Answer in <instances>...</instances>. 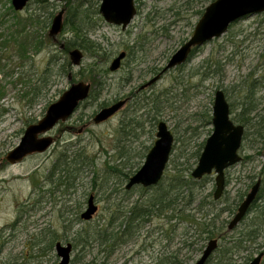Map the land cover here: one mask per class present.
<instances>
[{"label":"rangeland","instance_id":"obj_1","mask_svg":"<svg viewBox=\"0 0 264 264\" xmlns=\"http://www.w3.org/2000/svg\"><path fill=\"white\" fill-rule=\"evenodd\" d=\"M51 1L55 3L53 17L63 9L65 16L73 17L66 0ZM86 1L92 9L101 4L100 0ZM213 1L135 0L138 13L126 29L106 22L101 13V19L94 15L96 24L89 36L99 46L100 61L93 52L86 53L77 46L84 58L74 66L69 56L74 48L66 49L67 40L73 36L71 30L64 28L57 40L50 37L52 17L47 28L38 20L21 35L12 37L13 28L17 29L12 24L18 18L11 9V0H0V264H58L57 241L73 244L71 264H156L162 255L181 248V259L192 256L187 264L201 257L210 239L202 240L194 225L177 217L169 220L152 216L126 242L102 244L91 238L85 247L76 243L105 227L110 232L118 231L124 213L143 203L152 192L142 186L127 190L120 173L111 172V166L119 162L113 147L121 141L118 131L122 124H126L128 133L121 143L132 149L143 143L151 150L158 138V122L167 123L177 147L170 156L167 173L173 172L176 165L184 168L189 155L212 133L218 88L226 93L235 123V116L249 101L256 106L253 116L264 112V13L235 21L225 34L199 47L183 66L166 71L152 86L141 90L142 84L157 75L155 72L159 73L193 35L196 23ZM34 7L31 3L17 12L25 18ZM35 36V43L43 40L41 48L29 45ZM20 43L27 46L23 48ZM122 51L127 53L122 65L111 70V62ZM78 81L91 83L89 97L68 121L50 131L55 143L44 153L9 164L6 154L18 145L26 128L43 118L48 107ZM121 99H127L121 111L108 121L95 123L93 117L102 107ZM133 118L140 123L131 126ZM131 130L134 132L129 134ZM250 132L251 136L242 141L241 161L225 172L226 189L220 202L206 205L200 214L193 209L199 200L190 206L199 218L211 209L218 212L239 202V194L246 198L253 185L262 180L261 196L244 220L225 238H218L224 246L242 232L256 229L255 241H245V247L236 251L238 264H248L264 251V140H256L252 129ZM64 150L82 153L88 162L74 173L75 186L69 191L48 178ZM208 177L200 197L215 192L216 173ZM52 185L56 191L48 193ZM92 195L98 210L93 219H82L80 215L88 208ZM236 212L222 215L227 229ZM52 237L53 250H47ZM40 240L44 242L37 246ZM216 255L210 264H216ZM262 261L264 264V257Z\"/></svg>","mask_w":264,"mask_h":264},{"label":"water","instance_id":"obj_2","mask_svg":"<svg viewBox=\"0 0 264 264\" xmlns=\"http://www.w3.org/2000/svg\"><path fill=\"white\" fill-rule=\"evenodd\" d=\"M99 12L106 22L121 25L122 29L128 28L133 18L137 15L135 0H100ZM31 0H11L16 11L26 8ZM65 9L59 11L52 19L49 36L57 40L58 34L64 29ZM264 13V0H214L207 6L203 15L196 23L193 35L186 41L169 59L168 64L149 81L141 86V90L153 85L163 74L177 66L188 62V58L193 53V49L199 48L204 43L220 37L230 28L235 21L245 18V16ZM62 48L64 46L62 45ZM71 61L74 66L79 65L83 58V52L79 47L69 51ZM127 53L122 51L112 62L111 70H118L122 65ZM71 78V76H69ZM91 83L78 81L71 86L58 98L57 102L52 103L46 115L39 119L37 123L30 124L18 145L10 150L6 155L9 164H17L28 156L44 153L55 143L54 136L50 133L60 122L68 121L79 108V105L88 99L91 91ZM215 94L213 107V131L204 144L199 161L192 171V177L199 180L213 172L216 173V186L214 199L220 200L226 187L225 172L231 165L241 161L242 155L239 151L242 146L245 127L243 124L235 123L231 118L230 102L227 101L226 93L218 88ZM127 99L104 106L93 117L95 123L108 121L126 105ZM1 107V102H0ZM157 140L147 153L145 162L132 175L127 183L126 189H132L136 185L144 188L157 185L164 176L167 164L173 151L175 137L166 122L160 121L157 124ZM261 189V180H258L252 190L245 196L246 198L238 206V211L228 224V229L233 230L239 225L248 214L251 206L257 200V195ZM88 208L80 215L82 219L91 220L98 210L95 204V196L92 195L88 200ZM220 241L213 238L204 247L201 257L193 264H208V260L214 255ZM55 249L59 256L58 264H71L73 252L72 243H62L58 241ZM264 251L256 256L248 264H262Z\"/></svg>","mask_w":264,"mask_h":264},{"label":"trees","instance_id":"obj_3","mask_svg":"<svg viewBox=\"0 0 264 264\" xmlns=\"http://www.w3.org/2000/svg\"><path fill=\"white\" fill-rule=\"evenodd\" d=\"M66 1L68 3L66 6H69V13H72L73 15L72 18H70L68 14L64 17V28H68L73 34L72 38L67 40L66 49L69 51L70 48H76L77 46H80L86 51V53L93 52L92 55L97 58L98 54H100V49L98 44H95L94 41L91 40L89 32L95 23V21H93L94 15L95 17L97 16L99 19H101L100 16H98V14H100L99 7L92 9L86 0ZM31 3L34 4L35 7L28 12V17L25 18L22 17V14L21 16L19 12L15 11L11 5V9L15 12V16L18 18L16 23L12 24V26L15 25L17 27V29L13 28L12 37H15L17 34L21 35L22 32H24L25 29L29 27V25L32 26V24L38 20H42L44 28L49 26V23L53 17L52 10L55 3L51 0H31L29 5H31ZM24 21L25 23L22 25ZM39 23H41V21ZM37 39L38 37L35 36L32 43L29 45L31 46L34 43L37 45V47L41 48V46L44 44L43 40L37 44L35 43ZM20 46L24 48L27 45L25 43H22L21 45L20 43ZM197 50L198 48L193 49V53L187 61H189L194 56V53ZM107 58L108 57H105L104 59L106 60ZM95 68H98V66ZM155 73L158 74V72ZM252 103L253 102L249 101L248 104H244L234 119L238 123H243L245 127L243 140H247V138L251 136L250 131L252 129V133L256 137L255 139H261L263 141L264 112L253 116L252 114L254 113L253 111L256 110V106ZM155 119L156 117L154 120ZM134 122L137 124L140 123L139 121H136L135 118H133V121L129 124L132 126ZM121 128L122 130H119L118 133L120 135L121 141H123L122 138L128 133V129L126 128V124H122ZM133 132L134 130H131L129 134H132ZM121 141H119V144H116V146L113 147L116 151V159L119 162H116L117 164H114L113 167L111 166V172L113 175L120 173L123 181L127 182L128 179L134 175L144 163L145 157L149 152L150 147L142 143L140 148L132 149L124 145V142L121 143ZM173 147V151L177 149L175 144ZM203 148L204 143H201L198 150L189 155L186 163H184V168H180L178 165H176L172 168L173 172H165L161 181L157 183V185L144 188L145 190H151L152 192L147 195L146 200L142 201L143 203L134 206L124 213V221L121 223L122 227L118 229V231L110 232L109 228L107 227H105L103 230H95L93 234H87L85 239H78L79 241L76 244L83 245L85 247V245L90 242L91 238L99 240L102 244H106L108 242L117 243L119 240L126 242L127 240L133 238L138 230L142 228L145 222H148V219L152 216L166 217L169 220L177 217L182 221L188 222L189 225H194L195 230L199 232L202 240L219 237L225 238L226 234H228L231 230L227 229L226 220H221V217L224 212H229L230 214L236 212L239 202L243 201L244 199V194H239V202H236L233 205L222 207L221 210H218V212H215V210L211 209V212L209 211L202 214L200 218L195 216V213L192 212L190 206L196 201L199 200V204L193 209H196L199 214L201 211H203L202 209H204L206 205H216L218 202H220V200L217 202V200L214 199V194L212 195V192L209 193L207 197H200V195H202L201 193L206 190L205 186L207 185V181L209 179L208 176H204L199 180L192 177V171L194 169L193 165L198 163L200 158L199 156L203 151ZM85 158L86 157L84 156L82 157V153L76 155V152L69 154L68 150L61 151L58 159L54 162L55 164L49 171L50 175L48 178L50 179V183L52 182L59 187L66 186V191H69L73 186H75V184L72 182V180H76V175H74V173L77 170L80 171L81 168L88 165V162L85 161ZM195 159H197V161L192 162V160ZM52 187L53 185L48 190V193H55L56 190L52 189ZM260 192L257 195L258 198L261 196ZM255 232L256 229L242 232L230 243L224 244V246L220 245L219 243L218 248L215 250L217 255L214 257L216 258V264H238L237 259H234L236 251L245 247V241H255L257 236ZM41 241L42 240H40V243H38L37 246H40V244L44 242ZM54 242L55 239H51L49 247H46L45 249L53 250ZM191 245L192 243L190 246ZM180 251H171V254L162 255L156 264H187L192 256L182 257L181 259ZM213 256L208 260V264H210Z\"/></svg>","mask_w":264,"mask_h":264},{"label":"flooded vegetation","instance_id":"obj_4","mask_svg":"<svg viewBox=\"0 0 264 264\" xmlns=\"http://www.w3.org/2000/svg\"><path fill=\"white\" fill-rule=\"evenodd\" d=\"M261 181H262V180H261ZM259 192H260V191H259ZM244 199H245V198H244ZM244 199H243V200H244ZM242 202H243V201H242ZM242 202H241V203H242ZM241 203H240V204H241ZM240 204H239V205H240ZM237 208H238V207H237ZM237 210H238V209H237Z\"/></svg>","mask_w":264,"mask_h":264}]
</instances>
